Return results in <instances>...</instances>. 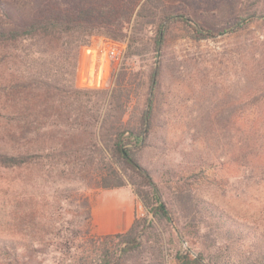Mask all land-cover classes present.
<instances>
[{"label":"rangeland","instance_id":"1","mask_svg":"<svg viewBox=\"0 0 264 264\" xmlns=\"http://www.w3.org/2000/svg\"><path fill=\"white\" fill-rule=\"evenodd\" d=\"M163 1L216 36L194 40L176 24L156 56L151 26L128 50L132 21L119 37L129 53L103 84L81 86L89 51L78 50L76 85L110 90L125 73L133 96L124 118L135 124L148 106L152 68L161 59L151 136L139 159L167 201L170 218L148 214L130 184L96 187L77 170L52 167L35 154L22 165L0 164V264H96L94 242L119 232L104 225L112 226L117 206L126 204L147 227L140 247L122 264H182L178 256L187 252L227 264L229 250L257 252V245L264 246V139L255 135L247 155L243 141L246 125L264 127V0ZM68 4L0 0V28L16 29ZM53 46L36 40L0 43V91L11 75L22 82L51 59L63 63L66 44ZM100 102L106 110L109 97ZM3 138L0 117V145ZM55 142L46 138V144Z\"/></svg>","mask_w":264,"mask_h":264},{"label":"trees","instance_id":"2","mask_svg":"<svg viewBox=\"0 0 264 264\" xmlns=\"http://www.w3.org/2000/svg\"><path fill=\"white\" fill-rule=\"evenodd\" d=\"M68 3L69 6L48 10L16 29L0 28V43L36 40L53 47L66 44L61 51L63 63L51 59L48 67H34L22 82L11 75L3 85L0 117L4 138L0 164L22 165L36 154L52 167L77 170L96 187L118 188L130 184L148 214L158 219L170 218L167 201L139 159L151 136L153 96L162 72L161 59L157 58L152 68L148 106L132 124L124 118L133 96L132 88L124 83L126 74L110 90L78 86V50L90 45L97 35L120 39L125 25L132 21L134 29L128 50L144 29L151 26L156 56H161L176 24L183 26L194 40L209 39L216 33L185 13L168 10L163 0H68ZM52 70L62 72V76L51 77ZM101 96L109 97L106 110L101 108ZM52 126L56 130L49 132ZM255 135L264 139V127L256 124L244 127L245 155L253 149L251 140ZM47 137L55 139V144H46ZM145 221L135 212L128 230L98 238L94 242L96 264H122L127 255L140 247V238L147 227ZM227 233L232 237L233 228ZM256 248L257 252L246 253L229 250L227 264H264V246ZM178 259L182 264H213L201 252L194 258L187 252Z\"/></svg>","mask_w":264,"mask_h":264},{"label":"built area","instance_id":"3","mask_svg":"<svg viewBox=\"0 0 264 264\" xmlns=\"http://www.w3.org/2000/svg\"><path fill=\"white\" fill-rule=\"evenodd\" d=\"M86 51L89 53L81 76V86L92 87L103 84L110 71L125 60L127 42L99 35L92 38Z\"/></svg>","mask_w":264,"mask_h":264},{"label":"crops","instance_id":"4","mask_svg":"<svg viewBox=\"0 0 264 264\" xmlns=\"http://www.w3.org/2000/svg\"><path fill=\"white\" fill-rule=\"evenodd\" d=\"M119 209V210H118ZM134 220V208L132 204H126L124 208L117 206L116 213L111 217L112 226L104 225V229L124 232L129 229Z\"/></svg>","mask_w":264,"mask_h":264}]
</instances>
